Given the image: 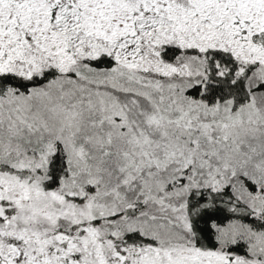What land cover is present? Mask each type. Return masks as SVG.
<instances>
[{"label": "snow or ice", "instance_id": "6c2138e0", "mask_svg": "<svg viewBox=\"0 0 264 264\" xmlns=\"http://www.w3.org/2000/svg\"><path fill=\"white\" fill-rule=\"evenodd\" d=\"M0 264H264V0H0Z\"/></svg>", "mask_w": 264, "mask_h": 264}]
</instances>
